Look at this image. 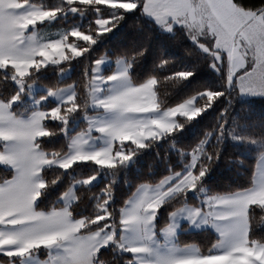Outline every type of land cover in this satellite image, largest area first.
<instances>
[{
  "label": "snow or ice",
  "instance_id": "obj_1",
  "mask_svg": "<svg viewBox=\"0 0 264 264\" xmlns=\"http://www.w3.org/2000/svg\"><path fill=\"white\" fill-rule=\"evenodd\" d=\"M72 12L81 6H106L110 15L99 16L87 30L71 28L58 39L38 35L35 26L53 18L60 8L24 5L23 10L0 7V70H7L19 91L0 99V151L8 154L4 176L0 178V264H16L46 252L38 264H102L103 252L110 246L130 253L126 264H264V240L250 237L256 209L264 212V137L236 134L226 128L227 117L207 130L196 144L182 148L181 156L190 159L183 169L169 168L155 181L144 180L135 186L118 210L110 206L113 188L108 184L97 195L91 214L73 215L71 204L78 199L68 187L60 201L47 211L37 206L49 183L42 175L46 165L68 169L76 162H94L115 169L132 160L137 149L159 140L180 128L208 108L225 93L204 89L174 106L163 107L158 98L161 80L151 76L133 83L128 69L143 56L146 48L133 47L114 57L101 54L87 65L84 74L71 83L54 84L49 95L62 98V104L47 111L17 115L12 105L25 87H31L35 72L48 64L59 65L83 56L95 43V36L110 32L125 13L139 10L167 29L174 25L187 30L190 38L209 54L210 67L223 72L227 89L242 95L264 96V5L250 8L239 0H66ZM31 14L35 20L25 23ZM75 38V39H73ZM200 38H203L201 42ZM106 60H114L118 71L101 72ZM7 61V62H5ZM167 63V61H162ZM64 71V69H60ZM192 71L172 73L164 80H186ZM107 89V91H106ZM197 97L202 103H197ZM45 99V97H41ZM39 103V102H37ZM231 103V101L229 102ZM102 109L103 119L89 118L87 126L68 137L67 150L45 151L40 138L53 132L45 121L68 123L69 115L88 106ZM227 112V110H226ZM179 118H184L181 123ZM66 131L65 128L60 129ZM93 133L105 140L94 147ZM227 133L233 140L258 146L250 185L227 192H208L202 178L221 156ZM214 137L209 150L206 145ZM238 159V158H237ZM230 160V157H225ZM243 163V161H241ZM92 177L73 183L88 184ZM199 189L200 203L186 202L187 194ZM177 206L169 213L170 222L154 223L159 208L169 199ZM186 217L192 223L211 225L217 238L208 245L180 243L175 238L176 220ZM264 220V216H261Z\"/></svg>",
  "mask_w": 264,
  "mask_h": 264
},
{
  "label": "trees",
  "instance_id": "obj_2",
  "mask_svg": "<svg viewBox=\"0 0 264 264\" xmlns=\"http://www.w3.org/2000/svg\"><path fill=\"white\" fill-rule=\"evenodd\" d=\"M44 8H60L56 17L49 22L39 24L40 27L49 29L71 28L87 30L94 27V20L99 16L110 15L113 10L106 6H81L83 11L72 12L66 0H19ZM245 7L258 8L264 5V0H239ZM51 39L57 37L50 31ZM75 39V38H73ZM146 48L131 68L128 69L129 77L133 83H141L151 76L161 80L158 85V98L163 101V107L174 106L188 98L195 96L204 89L223 91L225 94L219 97L205 112L193 120L184 123L177 132L159 140L147 142L148 146L137 149L132 160L115 169L99 167L94 162H76L68 169H61L57 165H46L42 175L48 181L49 186L43 190L37 206L45 211L54 206L67 188L74 182L93 176L98 180L92 184H79L75 187L78 199L71 204V210L75 217L92 213L95 198L103 195L102 189L108 184L112 185L113 196L110 206L117 209L128 198L135 186L144 181H155L168 174L169 168L173 170L183 169L190 157L187 153L181 156V149L196 144L204 137L207 130L218 126V122L227 117L226 128H235L236 134L253 138L264 137V96L242 97L238 92L227 89L223 79V72H216L210 67V56L201 50L188 35L182 26H174L172 31L162 30L151 19L142 15L137 9L125 13L123 19L110 32L95 36V43L83 56L74 58L69 62L59 65H47L35 72L31 78L35 83L49 88L54 84L71 83L78 80L84 74L85 67L101 54L114 57L118 52L133 47ZM167 61V63H162ZM115 67L114 60H106L101 72L109 75ZM60 69H69V73L60 76ZM192 71L193 75L186 80H167L164 78L177 71ZM18 91L14 81L7 70H0V99H9ZM43 91L37 92L41 94ZM20 101L12 105V110L17 115L29 114L35 107L30 106L24 94L20 93ZM231 101V103H229ZM198 104L202 101L197 97ZM47 110L55 107V103L48 100L41 106ZM227 110V112H226ZM97 112L88 106L84 111L77 110L69 115L65 126L60 121H45L53 134L40 138V143L45 151L67 150L68 137L79 132L87 126L86 116ZM183 123L184 118H179ZM61 132V128H65ZM214 137L210 138L206 148L211 149ZM258 146L248 141L233 140L225 134L221 146V156L213 163L211 169L202 178V185L208 192H227L250 185L251 174L256 162ZM225 157H230L226 161ZM238 158V159H237ZM243 161V163L241 162ZM4 176V166L0 165V178ZM199 189L191 190L186 196V202L196 205L200 203ZM169 199L158 212L154 223L160 226L169 222V213L177 206V200ZM264 212L255 211V221L251 225L250 237L264 240V220H261ZM217 238V234L211 228L200 230H188L186 224H182L177 233L176 240L180 243H197L208 245ZM103 252L102 259L108 264H126L131 259L130 253H123L118 248L110 246ZM42 255V254H40Z\"/></svg>",
  "mask_w": 264,
  "mask_h": 264
},
{
  "label": "rangeland",
  "instance_id": "obj_3",
  "mask_svg": "<svg viewBox=\"0 0 264 264\" xmlns=\"http://www.w3.org/2000/svg\"><path fill=\"white\" fill-rule=\"evenodd\" d=\"M4 3H2L1 4V7H3V6H5L6 4L5 3H8V6H12V5H16L18 8L19 7H21L22 9H23V7H24V5H29L30 7L32 6V5H34V4H31V3H28V2H21V1H19L20 3H18V2H15V0H2ZM142 15H145V16H148V15H146V14H142ZM56 17V16H55ZM55 17H53V18H50V19H46L45 21H48L49 20V22L51 21V20H53ZM147 18H152V17H147ZM22 19L25 21V23H30V22H33L34 20H35V17H33L31 14H28L27 16H24V17H22ZM45 21H43V22H45ZM43 22H41V23H43ZM154 22L162 29V30H164V31H166V32H170V31H168L167 29H165L164 27H162L161 25H159L155 20H154ZM41 23H38L36 26H35V30L37 31V33H38V35H40L41 37H43L44 39H47V40H51V33H49L50 31H53V34L54 35H56L57 37H55V38H52V39H58V38H60V36H61V34L62 33H64V32H66L64 29H54V30H51V29H49V31H48V27H40L39 26V24H41ZM176 26V25H175ZM5 62H7V61H5ZM48 65H54V64H48ZM47 66V65H46ZM103 66L104 65H102L101 66V69L103 68ZM115 69H116V71H118L119 69L117 68V65L115 64ZM69 73V69H66V70H64L63 72H60L59 73V75L60 76H64V75H66V74H68ZM14 83H15V85L17 86V88H18V91H19V86L16 84V82L14 81ZM40 91H43V93H41V94H37V96H34L37 92H40ZM106 91H107V89H106ZM21 93H23L24 94V98L25 99H27L28 100V102H29V104H30V106H32V107H35L34 108V110H32V111H35V110H37V108L39 109V110H43V111H47V109H45V108H42V107H39V106H41L42 104H44L45 102H47L48 100H50V101H52V102H54L55 103V107L56 106H58V105H61L62 104V98L61 97H59V96H55V95H49L48 94V89L47 88H45L44 86H42L41 84H38V83H32V86L31 87H25V89H24V91L23 92H21ZM242 97H252V96H259V95H242V94H240ZM41 97H45V99H41ZM188 99H190V98H188ZM20 101V99H18L17 101H15L13 104H15V103H17V102H19ZM37 102H39V103H37ZM90 107L91 108H93V109H95L96 107H94V106H91L90 105ZM31 111V112H32ZM30 112V113H31ZM29 113V114H30ZM29 114H26V115H22V116H27V115H29ZM88 116H86V118H87ZM93 137H94V141H93V145H94V147H96V148H98V147H101V146H104V144H105V140L101 137V136H99V135H93ZM8 159V154L7 153H5V152H2V151H0V163H3L5 160H7ZM98 176H93L92 177V179L89 181V183L88 184H92L93 182H96L97 180H98ZM86 179H88V178H86ZM83 180H85V179H82V180H78V181H83ZM79 184H81V183H72L70 186L71 187H73V190L75 189V187L77 186V185H79ZM69 186V187H70ZM75 191V190H74ZM75 201V200H74ZM73 201V202H74ZM0 243H4V241H0ZM120 250V249H119ZM40 254H42V255H40ZM47 255V253L46 252H41V253H37L36 254V256H34V257H32V258H28V257H25V258H22V261H23V264H38V260L40 259V258H44L45 256ZM16 264H21V261H17L16 262Z\"/></svg>",
  "mask_w": 264,
  "mask_h": 264
},
{
  "label": "crops",
  "instance_id": "obj_4",
  "mask_svg": "<svg viewBox=\"0 0 264 264\" xmlns=\"http://www.w3.org/2000/svg\"><path fill=\"white\" fill-rule=\"evenodd\" d=\"M6 1V0H5ZM15 2H18V3H20L18 0H15ZM2 3H4L2 0H0V7H1V4ZM6 5L5 6H3L4 8H6L8 11H14V10H23L21 7H17L16 5H12V6H8V3H5ZM24 8V7H23ZM30 14V13H29ZM143 14V13H142ZM143 16H145V15H143ZM145 17H149V16H145ZM149 19H151L153 22H154V18H149ZM155 23V22H154ZM175 26V25H174ZM178 26H180V25H178ZM200 40H201V42H203V38H200ZM194 42V41H193ZM194 43H196V42H194ZM197 44V43H196ZM197 46H198V44H197ZM199 47V46H198ZM200 48V47H199ZM201 49V48H200ZM202 50V49H201ZM106 62V61H105ZM105 64V63H104ZM103 64V65H104ZM116 67H114V69H113V71L110 73V74H112L113 72H115L116 71V69H115ZM102 70V69H101ZM95 109H97V112H94V113H92V114H89V115H87L88 117L86 118V120H87V122H88V119L89 118H94V119H103L104 117H105V114H104V112H103V110L102 109H99V108H95ZM93 135H99V136H101L99 133H93ZM169 222H170V217H169ZM168 222V223H169ZM186 224V227H187V229L188 230H200V229H204V228H211L215 233H216V231H215V229L211 226V225H205V224H200L199 226H197V224H194V223H192L190 220H188L186 217H178L177 218V220H176V230H175V238H176V236H177V233L179 232V230H180V227H181V225L182 224ZM217 234V233H216ZM157 235L159 236L160 235V233H159V230L157 231ZM189 264H192V262H189ZM238 264H245V262H244V260H240L239 262H238Z\"/></svg>",
  "mask_w": 264,
  "mask_h": 264
},
{
  "label": "clouds",
  "instance_id": "obj_5",
  "mask_svg": "<svg viewBox=\"0 0 264 264\" xmlns=\"http://www.w3.org/2000/svg\"><path fill=\"white\" fill-rule=\"evenodd\" d=\"M102 264H108V262L106 260H103Z\"/></svg>",
  "mask_w": 264,
  "mask_h": 264
}]
</instances>
